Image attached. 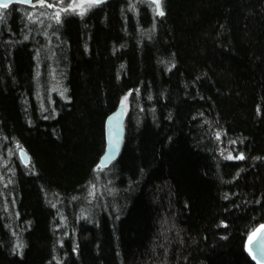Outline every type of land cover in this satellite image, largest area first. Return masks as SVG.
I'll return each mask as SVG.
<instances>
[{
  "label": "trees",
  "instance_id": "obj_1",
  "mask_svg": "<svg viewBox=\"0 0 264 264\" xmlns=\"http://www.w3.org/2000/svg\"><path fill=\"white\" fill-rule=\"evenodd\" d=\"M28 9L0 19V264H256L264 0H103L47 48Z\"/></svg>",
  "mask_w": 264,
  "mask_h": 264
},
{
  "label": "rangeland",
  "instance_id": "obj_2",
  "mask_svg": "<svg viewBox=\"0 0 264 264\" xmlns=\"http://www.w3.org/2000/svg\"><path fill=\"white\" fill-rule=\"evenodd\" d=\"M32 4H26L29 5V9L27 10V17H28V23L33 28L35 27L36 30L42 35V37L47 40L46 48L51 43L50 39L47 38L49 34L52 32V28L58 23L61 22V20L69 15H77L81 16L78 13H72V12H63L61 11V15L59 20H57L55 13L57 11H60L61 9L67 8L70 3H72V0H50V1H44V6H41V0H32ZM76 2H80V0H76ZM48 4H52L53 7H47ZM94 6L88 7V5L85 3V14L88 13ZM5 9H0V14L3 15ZM83 15V16H84ZM31 17V19H29ZM41 62H39L38 65V75L42 74L41 71ZM49 75H50V89L52 91L57 90L59 93L63 92V84L62 81L58 78V75L56 74L55 67L53 63L49 62L48 67ZM128 105V104H127ZM126 105V106H127ZM2 162L0 159V170H1ZM3 175L0 173V182L3 180ZM91 196L93 197L97 191L95 189H91Z\"/></svg>",
  "mask_w": 264,
  "mask_h": 264
},
{
  "label": "water",
  "instance_id": "obj_3",
  "mask_svg": "<svg viewBox=\"0 0 264 264\" xmlns=\"http://www.w3.org/2000/svg\"><path fill=\"white\" fill-rule=\"evenodd\" d=\"M0 2H2V0H0ZM13 2H17V0H10L9 4H12ZM21 4H32V2ZM124 129V115H120L118 118L107 120L105 128L106 149L100 159L101 166H108L118 155L125 136ZM22 157L25 163H28L29 160L24 151L22 152ZM102 162L104 163L102 164ZM261 225H264V223ZM261 225L256 227L255 231L247 237L245 244L246 251L250 255L252 261L256 264H264V231L257 232V229H260ZM254 233L255 235H253ZM250 236L252 237L251 242L249 241Z\"/></svg>",
  "mask_w": 264,
  "mask_h": 264
},
{
  "label": "snow or ice",
  "instance_id": "obj_4",
  "mask_svg": "<svg viewBox=\"0 0 264 264\" xmlns=\"http://www.w3.org/2000/svg\"><path fill=\"white\" fill-rule=\"evenodd\" d=\"M19 3H31V0H17ZM102 2V0H80V2H76V0H72V3L68 5L67 8L61 9L60 11H57L55 13V16L57 20H59L61 11L63 12H72V13H78L79 15L83 16L85 14V3L88 5V7L98 5ZM152 2L156 5V14L163 16L164 12L160 10V0H152ZM10 0H2L0 2V9H7L9 7ZM41 6H44V0H41ZM47 7H53L52 4H48ZM0 19H2V14H0ZM31 19V17H29ZM127 97H125V100ZM240 159H243V157H239ZM231 159V157H229ZM104 162H102L103 164ZM264 231V225H261L260 229H257V232ZM255 235V233L253 234ZM252 237H249V241L251 242Z\"/></svg>",
  "mask_w": 264,
  "mask_h": 264
}]
</instances>
